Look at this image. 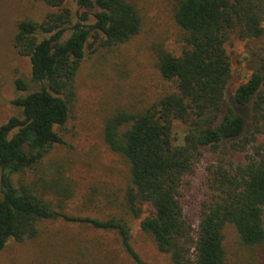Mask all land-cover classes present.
<instances>
[{"label":"trees","instance_id":"trees-1","mask_svg":"<svg viewBox=\"0 0 264 264\" xmlns=\"http://www.w3.org/2000/svg\"><path fill=\"white\" fill-rule=\"evenodd\" d=\"M40 1L53 10L41 21L19 20L13 39L40 87L18 78L25 94L12 103L21 114L0 125V253L10 241L36 238L43 221L63 219L115 233L135 264H150L131 242L129 217H135L173 264H225L229 224L243 246L264 256V54L226 103L232 76L226 43L232 35H263L264 0H173L180 50L164 48L156 58L170 89L135 112L115 111L104 125L105 142L130 172L121 213L105 217L66 211L74 182L65 162L48 157L63 143L60 129L77 98L86 49L129 41L140 33L142 15L131 0H71L79 7L74 21L68 0ZM177 120L188 127L180 145L172 139ZM205 149L245 152L247 160L209 167L208 190L192 215L187 197ZM77 253L76 264H99L93 242H80Z\"/></svg>","mask_w":264,"mask_h":264},{"label":"rangeland","instance_id":"rangeland-1","mask_svg":"<svg viewBox=\"0 0 264 264\" xmlns=\"http://www.w3.org/2000/svg\"><path fill=\"white\" fill-rule=\"evenodd\" d=\"M131 1L142 15L140 33L112 48L100 46L98 52L89 47L86 49L77 74V98L71 105L67 123L60 129L63 143L57 145L48 157L65 162L66 174L73 179L75 193L65 209L74 215L105 217L111 212L121 213L130 172L124 158L105 142L106 119L117 110L135 112L170 89L157 70L156 58L161 49L180 50L178 41L183 31L173 16L174 1ZM67 5L77 21L78 5L71 0ZM52 10L40 0H0V125L11 116L21 114V109L12 103L14 98L25 94L16 88L18 78L24 79L31 89L40 87L31 79L30 58L19 54L14 47L17 23L27 17L41 21ZM90 18V22H94V18ZM226 48L232 64V76L226 91L228 103L236 88L257 69L264 54V33L258 38L245 39L232 35ZM187 130V124L175 121L172 129L174 144L184 143ZM246 160L245 152L223 153L205 149L199 171L191 178L186 212L192 215L197 212L208 190L209 167L219 163L226 167L236 166ZM140 220L129 217L134 248L150 264H173L170 255L160 251L153 237L142 230ZM80 242L88 245L93 242L99 264H135L115 233L63 219L43 221L40 233L34 239L10 241L0 253V264H74ZM224 244L225 264H264V256L254 248L243 246L231 224L225 228Z\"/></svg>","mask_w":264,"mask_h":264}]
</instances>
